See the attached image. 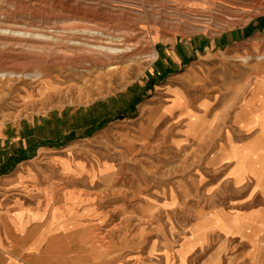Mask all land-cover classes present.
Instances as JSON below:
<instances>
[{
	"label": "rangeland",
	"instance_id": "374dc122",
	"mask_svg": "<svg viewBox=\"0 0 264 264\" xmlns=\"http://www.w3.org/2000/svg\"><path fill=\"white\" fill-rule=\"evenodd\" d=\"M0 134L41 150L40 182L58 215L88 214L90 245L176 261L202 216L264 188V1L0 0ZM226 141L249 147L236 164L219 160Z\"/></svg>",
	"mask_w": 264,
	"mask_h": 264
},
{
	"label": "crops",
	"instance_id": "0c3cea01",
	"mask_svg": "<svg viewBox=\"0 0 264 264\" xmlns=\"http://www.w3.org/2000/svg\"><path fill=\"white\" fill-rule=\"evenodd\" d=\"M19 138L0 134V264H206L186 263V255L192 256L202 247L201 240L207 233L220 238L209 248L207 264H225L222 255L236 254L245 260L253 254H264V204L252 205L253 200L264 193V188L254 184L238 199L228 202L233 208L244 207L240 212L215 210L208 214V222H204L205 216H202L176 261L168 260L166 254L158 253L157 257L146 247L140 252L132 250L128 261L122 263L120 248L106 250L90 245L88 214L79 217L57 214L56 187L49 180L40 182V174L34 166L42 152H35L33 146L26 148L30 140L26 143ZM232 143L233 148L226 141L219 160L232 161L233 153L249 149L242 142ZM20 154H25L27 161H19ZM66 173L72 175L67 169ZM249 174L237 165L229 170L233 186L237 190L242 188L241 191ZM69 190L89 191L88 184ZM236 240L241 246L237 251L233 250ZM218 253L221 262L213 263Z\"/></svg>",
	"mask_w": 264,
	"mask_h": 264
},
{
	"label": "bare ground",
	"instance_id": "6f19581e",
	"mask_svg": "<svg viewBox=\"0 0 264 264\" xmlns=\"http://www.w3.org/2000/svg\"><path fill=\"white\" fill-rule=\"evenodd\" d=\"M251 1H252V0H251ZM253 1H254V3H259V2H261V0H253ZM263 1H264V0H263ZM108 51H109V50H108ZM113 52L115 53V51H112V50H111V53H113ZM113 56H114V55H113ZM115 58H116V57H115ZM115 69H118V66H117V67L115 66Z\"/></svg>",
	"mask_w": 264,
	"mask_h": 264
},
{
	"label": "trees",
	"instance_id": "16d2710c",
	"mask_svg": "<svg viewBox=\"0 0 264 264\" xmlns=\"http://www.w3.org/2000/svg\"><path fill=\"white\" fill-rule=\"evenodd\" d=\"M262 22V21H261ZM259 23V22H258Z\"/></svg>",
	"mask_w": 264,
	"mask_h": 264
}]
</instances>
